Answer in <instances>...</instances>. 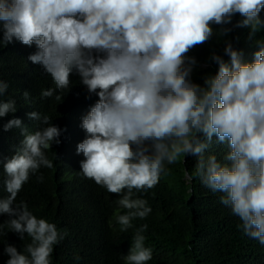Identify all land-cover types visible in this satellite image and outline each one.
<instances>
[{"label": "clouds", "instance_id": "clouds-1", "mask_svg": "<svg viewBox=\"0 0 264 264\" xmlns=\"http://www.w3.org/2000/svg\"><path fill=\"white\" fill-rule=\"evenodd\" d=\"M264 0H0V48L19 41L36 51L27 59L40 65L55 88L67 93L75 73L98 97L81 118L85 139L80 170L96 185L116 194L125 210L116 216L121 232L134 228L124 264H147L148 224L133 221L152 212L147 193L183 158L195 157L193 175L237 217L243 234L264 245ZM239 15L241 19L234 18ZM248 29L246 42L257 50L251 61L235 47L231 34ZM223 41L204 64L190 53L197 46ZM227 56L228 60L224 57ZM214 63L202 83L194 69ZM9 88L0 79V118L17 111L15 99H3ZM26 103L30 93L23 92ZM60 100V95H56ZM34 131L17 117L3 130H21L20 146L0 159L5 178L0 197V235L13 233L23 248L3 246L5 264H53L55 247L68 235L47 218L38 217L17 196L32 176L43 182L41 168L54 167L47 152L59 145L66 129L48 114L28 113ZM226 146L221 157L209 153L213 142ZM55 158H58L53 152Z\"/></svg>", "mask_w": 264, "mask_h": 264}, {"label": "trees", "instance_id": "trees-1", "mask_svg": "<svg viewBox=\"0 0 264 264\" xmlns=\"http://www.w3.org/2000/svg\"><path fill=\"white\" fill-rule=\"evenodd\" d=\"M261 15L264 16V12ZM239 19L237 15L234 22ZM247 35L248 29L238 28L229 38L240 37L234 46L243 51L245 60L251 61L257 49L246 42ZM260 35L264 36V32ZM36 50L35 45L28 47L19 41L0 48V79L9 84L3 99H15L17 103L14 114L0 118V159L11 157L23 139L18 128L3 130V124L14 116L20 118L29 131H34L38 123L29 119L28 113L38 111L48 114L54 124L66 131L62 133V142L47 152L54 167L40 169L44 177L42 183L32 176L18 194L17 202L26 201L38 217L67 230L68 235L55 247L53 264H124L122 257L129 250L134 228L127 232L119 230L116 216L125 211L116 203L119 197L84 177L80 170L84 156L76 152L78 143L86 137L80 126L81 118L98 97L93 94L89 98L80 77L73 73L70 91L57 90L52 97L42 98L41 90L54 89L55 85L40 65L27 59ZM213 50L223 55V41L214 39L197 46L190 54L204 64ZM216 70L214 63L197 67L193 79L202 83L205 74H214ZM24 91L30 93V103L25 102ZM56 95L61 99L57 100ZM226 151V146L215 141L208 149L218 157ZM195 163V157H188L186 161L179 159L167 166L169 171L161 175L153 189L138 194L147 199L152 208L146 219L133 221L135 227L148 224L144 235L146 246L153 249V258L147 264H264V245L250 239L237 227L240 221L220 202L221 194L212 193L195 175L191 181L187 180L185 172L194 174ZM4 178L0 163V197L7 195ZM5 219L6 216H0V223ZM5 232L0 235V253L8 242L21 249L29 242L27 238L20 241L6 229ZM7 259L0 254V264H5Z\"/></svg>", "mask_w": 264, "mask_h": 264}]
</instances>
